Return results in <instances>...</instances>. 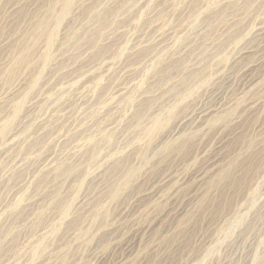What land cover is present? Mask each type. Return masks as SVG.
Segmentation results:
<instances>
[{
	"label": "rangeland",
	"instance_id": "obj_1",
	"mask_svg": "<svg viewBox=\"0 0 264 264\" xmlns=\"http://www.w3.org/2000/svg\"><path fill=\"white\" fill-rule=\"evenodd\" d=\"M0 264H264V0H0Z\"/></svg>",
	"mask_w": 264,
	"mask_h": 264
}]
</instances>
